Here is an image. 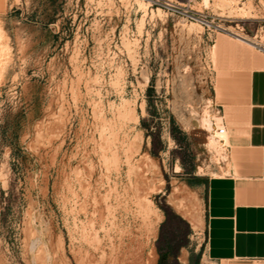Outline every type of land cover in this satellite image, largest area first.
<instances>
[{
  "label": "rangeland",
  "instance_id": "obj_1",
  "mask_svg": "<svg viewBox=\"0 0 264 264\" xmlns=\"http://www.w3.org/2000/svg\"><path fill=\"white\" fill-rule=\"evenodd\" d=\"M220 39L264 52V0H7L0 264L205 260Z\"/></svg>",
  "mask_w": 264,
  "mask_h": 264
},
{
  "label": "crops",
  "instance_id": "obj_2",
  "mask_svg": "<svg viewBox=\"0 0 264 264\" xmlns=\"http://www.w3.org/2000/svg\"><path fill=\"white\" fill-rule=\"evenodd\" d=\"M6 6L0 0V14ZM216 60L229 158L225 175L208 182L201 264H264V52L220 39Z\"/></svg>",
  "mask_w": 264,
  "mask_h": 264
},
{
  "label": "bare ground",
  "instance_id": "obj_3",
  "mask_svg": "<svg viewBox=\"0 0 264 264\" xmlns=\"http://www.w3.org/2000/svg\"><path fill=\"white\" fill-rule=\"evenodd\" d=\"M204 4L206 6H209L210 5V0H204ZM235 36H236V38L238 40H240L242 42H245L248 45H251V46H253L256 49H262L263 50V48L259 44L247 39L246 37L241 36L239 34H237ZM199 125L202 126L205 130H207L212 135L209 147L214 149L217 152V155L225 160L224 155H226L225 152L229 148V144H228V141H227L226 130H225L224 133L221 132V129L224 128L222 117H220V118H216V117L212 118L211 115L209 114V112L207 111L205 113L204 118L202 119V121H201V123Z\"/></svg>",
  "mask_w": 264,
  "mask_h": 264
},
{
  "label": "built area",
  "instance_id": "obj_4",
  "mask_svg": "<svg viewBox=\"0 0 264 264\" xmlns=\"http://www.w3.org/2000/svg\"><path fill=\"white\" fill-rule=\"evenodd\" d=\"M226 129V126L224 128L221 129V132L224 133Z\"/></svg>",
  "mask_w": 264,
  "mask_h": 264
},
{
  "label": "trees",
  "instance_id": "obj_5",
  "mask_svg": "<svg viewBox=\"0 0 264 264\" xmlns=\"http://www.w3.org/2000/svg\"><path fill=\"white\" fill-rule=\"evenodd\" d=\"M159 264H164V263H163V258H162V257H161V259H160Z\"/></svg>",
  "mask_w": 264,
  "mask_h": 264
}]
</instances>
